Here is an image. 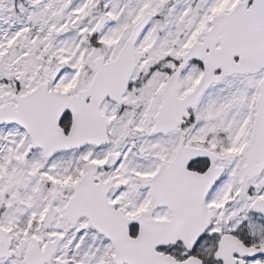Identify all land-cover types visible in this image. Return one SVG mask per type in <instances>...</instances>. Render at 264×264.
Listing matches in <instances>:
<instances>
[{"label":"snow or ice","instance_id":"6c2138e0","mask_svg":"<svg viewBox=\"0 0 264 264\" xmlns=\"http://www.w3.org/2000/svg\"><path fill=\"white\" fill-rule=\"evenodd\" d=\"M0 264H264V0H0Z\"/></svg>","mask_w":264,"mask_h":264}]
</instances>
